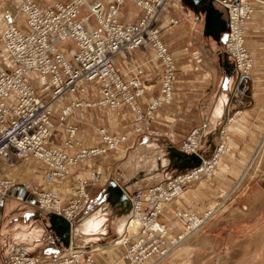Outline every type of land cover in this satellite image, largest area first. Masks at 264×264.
<instances>
[{
	"label": "built area",
	"instance_id": "obj_1",
	"mask_svg": "<svg viewBox=\"0 0 264 264\" xmlns=\"http://www.w3.org/2000/svg\"><path fill=\"white\" fill-rule=\"evenodd\" d=\"M126 1L142 10V15L135 21L121 20L120 11ZM82 2L72 0L45 5L38 0H23L20 11L26 14V19L24 22L13 19L2 32L5 54L13 62V68L0 72V170L36 159L45 164V180L52 184L68 177L77 164L116 149L128 140L126 134H113L101 127L97 131L98 143L85 145L74 118L77 108L128 107L136 116L134 132L152 135L150 119L154 111L174 99L178 67L162 39L160 25L169 0L94 1L85 4L89 6L87 12L83 11ZM221 2L230 16L227 51L235 58L243 74L247 71L244 63L248 66L251 61L248 50L241 48V52L236 53L231 40L235 42L244 30L245 20L252 15V5L249 0ZM240 8H246L247 12L236 20L235 14ZM170 22L178 23V20L171 18ZM139 48L155 51L162 66L161 96L150 102L144 115L138 99L146 92V85L138 75L126 79L117 66V57L130 55ZM33 77L47 89L48 95L32 83ZM91 85L95 89L88 91ZM90 91L99 94L94 102L75 99L64 105L58 116H54L53 103L56 100L68 94ZM143 117L147 120L141 123ZM56 132L61 134L59 144L54 141ZM202 138L203 128L193 129L184 140L185 152L196 154ZM218 149L215 155L220 151ZM203 162L177 175L168 184L152 187L146 193L129 195L131 214L126 221V230L116 242L125 247L124 258L130 264L160 259L170 246L181 240L185 230L190 231L204 219L215 215L210 206L201 215L177 210L175 218L183 221L185 227L176 236L172 235L174 226L159 216L163 217L164 213L161 203H170L177 198L179 191L198 181L205 169ZM90 174L89 178L79 177L66 204L53 188L38 190L0 173V204L10 195L20 202L32 200L39 209L64 217L73 229L92 214L89 210L92 198L87 188L100 181L102 175L97 170ZM136 218L141 220L139 229L134 235H129L128 223ZM91 249L82 247L72 238L68 248L57 257L40 258L25 250H16L6 264H93Z\"/></svg>",
	"mask_w": 264,
	"mask_h": 264
},
{
	"label": "rangeland",
	"instance_id": "obj_2",
	"mask_svg": "<svg viewBox=\"0 0 264 264\" xmlns=\"http://www.w3.org/2000/svg\"><path fill=\"white\" fill-rule=\"evenodd\" d=\"M22 1L23 0H0V15L2 17V20L0 22V72L3 71L2 68H4L5 70H10L13 68V62L5 54L6 51L1 36L5 26L9 22L13 21V19L16 18L19 22H23L21 21L22 14L20 13V9H21L20 6ZM38 1L41 4L52 5L54 2H70L72 0H38ZM217 1H219L222 4L221 2L222 0H217ZM249 2L252 5L251 7L253 12L250 13V15L252 14L251 17L245 20L244 22L246 42L241 46V48L243 49L246 48L248 50L249 57L251 61H253V67L251 68L252 70L250 69L242 74V71L238 69L236 65L235 58L227 51L226 44L230 37L228 31V26H229L228 25L227 28L225 29L227 32L224 34L225 35L224 52L235 64V68L238 74V81L235 88L237 89L238 86L241 87L242 89L241 92L243 93L244 100H240V104H237L236 107H232L230 104L231 111L227 115L226 122H224L223 126L218 130L217 135L213 138L212 141H210L209 139H204V135L206 133L207 128L203 125H197L189 129L188 131H185L184 135L180 138V140H176L174 138L175 131L171 126L170 127L166 126L167 128L165 129H163L161 126L158 127L157 124L158 109L154 111L153 113L154 116L152 119H150V124H151L150 126L153 131V134L146 135L143 133L134 132V126H135L134 122L136 121L135 119L136 116L131 111V109L126 110V112H129L130 116L132 117L131 120L128 122L126 120H123V122H120V124L117 125L111 122V119L106 112L107 109L103 108L101 109L102 110L101 111L97 107H89V108L87 107L88 112L86 111L85 113L86 116L88 117L90 116L89 114H93L94 117H93V121L89 123L91 124V126H88L89 124L84 126H86L87 129L90 128L94 131L96 128L97 130L95 132H92L94 133V135L97 136V131L101 127H104L106 130H108L113 134L123 133L128 135V140L123 144H121L118 148L112 149L107 153L98 155V157L96 156L97 157L96 160L90 159L91 161L90 160L84 161L83 162L84 165L79 166V168L82 169L88 166L97 167L98 165H102V172L99 170L102 175L101 180L98 181L97 183L91 184L87 188L90 195L94 187L98 188L99 185H102L105 182L108 183L110 181H116L120 185V187H122L121 190L124 191L128 195V197L129 195L137 194L139 192L146 193L149 191L150 188L155 187L157 185L168 184L171 180L175 179L177 175L186 173L187 171L198 166V165L192 167L187 166L183 169H179L178 166L172 164L170 160L171 152L174 148L181 151L184 154L191 155L185 152L183 143L184 140L189 136L191 131L195 128H203V138L199 143V146L197 147V153L192 154L200 157L201 162L205 160H211L214 157L217 148L220 147V144L225 145V151L224 153H222L223 158L221 162H218L217 167L213 169L211 177L210 176L201 177L200 180L188 185L189 188H187V190L184 191L182 197L179 199L180 202H183L184 200L189 202L188 198L193 197V195L197 196L193 198L194 199L193 204L185 205L183 203L177 202L178 199L175 198L173 201L169 203L170 205H167L165 210L169 211L167 213L169 217L166 216L164 220H167L168 223H170L168 219H172V218L175 219L177 210H182V211L192 210L196 214L201 215L207 209L208 206L213 208L216 207V205L220 204L221 209H219L216 217L214 215L212 216L213 218L212 217L210 218V220L207 222L208 226L202 227L200 230L194 232L195 234L193 235L191 234L187 239L186 238L183 239L176 248H173L170 251V253L163 259L164 261L161 264H251V263L264 264V152L258 154L260 143L264 138V110H263L264 107L262 109L261 106L259 111V116L256 115L257 119L259 120L258 123L260 127L254 130L255 134L252 137H254L255 140L253 142H249V144L246 142V144L239 143L235 145V142L232 140L229 132V130L234 128L233 124L237 122V119L240 116H237L234 122L233 121L231 122L230 120L233 118V116H235L237 112L242 111L239 110L240 107L239 108L237 107L242 106V104H243V109L251 108L254 106L255 99L252 98V92L256 91L261 93V95H258L259 99L261 101H264V73H262L258 77H257L258 74L254 73V69H256V71L259 70L258 68H256L257 64H255L257 55L254 52V50H252L251 47H249L250 45L247 43V37H246L247 34L246 31H248V28L250 27L249 23L252 22L253 19H255L257 23L260 22V25H263L264 27V13L260 17L257 16V11H259V9H264L263 8L264 4L259 2L258 0H249ZM171 3L172 0L170 1V5ZM170 5L168 6L166 13L168 12ZM83 8H84L83 11L87 12L85 10L86 7L84 6ZM123 10L125 11L126 15L124 17H122L121 15L122 21H126V20L135 21V19H137L140 15H142L141 14L142 10H139V12L136 14L129 5L125 6ZM225 10L229 22L230 16L227 8ZM131 12H133V15L130 17ZM166 13L164 14V16L166 15ZM255 16H257L256 18L258 19H256ZM160 25H161V29L163 30L162 23H160ZM260 32H261L260 36L264 38V28ZM163 41L166 44L168 43L166 39H163ZM235 42L234 41L231 42L232 43L231 45H233ZM168 45L170 46L169 43ZM169 49L173 54L174 51L171 46L169 47ZM140 51L141 53H143V55L148 54V56L150 57L151 62H149L150 63L149 66L153 64V59L160 61L155 51L149 49L148 50L140 49ZM261 53L262 52H260L259 54ZM174 58L175 60L177 59L175 53H174ZM2 62L6 63L8 67L6 66L2 67L1 64ZM176 63H178L177 60ZM246 64L247 63L245 62L244 66ZM147 70L148 71L145 76L146 78H144L141 74L138 75V73L137 74L133 72L125 73L121 70L122 73L125 75L126 79H131L133 76L138 75L143 81V83L146 85V92L143 94V96H141L138 99V103L140 104L139 107L143 115L144 112L145 113L147 112L150 102L156 100L158 97L161 96L160 82H161L162 66L161 69L159 70L157 68H155L154 70L149 67L147 68ZM242 76H248V79L244 80L241 84L240 80ZM253 77H255V79L256 77L260 79L262 78V80L259 81L258 79H256L257 82L254 83ZM32 83L36 87H38L42 93H45L44 95L49 94V92H47V89L42 85H40L38 79H36L35 81V77L32 78ZM91 89L94 88H89L88 91ZM69 95L70 94L58 100V101H63L62 105L59 106L56 105L58 102L57 100L54 102V109H53L54 116H58L61 113V110L64 107V105L72 102L75 99L83 98L87 101L94 102L99 96V94L96 91H92V92L90 91L89 93L86 94L83 93L71 94L70 96L75 97L73 99H69L68 97ZM256 99H258V97ZM141 101L143 102V104ZM119 110H123V109H119ZM242 117L244 118V116ZM57 120L59 121V119ZM146 120L147 118H145L144 120L143 117L141 123L146 122ZM235 129L241 132L247 131L245 130L246 126L243 125L237 128L235 127ZM55 134L57 136L54 135V141L57 144H59V140H61V134H59V132H56ZM144 135L153 136V137L146 138L144 137ZM55 137H57L59 140L57 138L55 139ZM98 140L99 139H96L94 136V138L90 140V142L86 141V143L94 145L98 143ZM243 145L246 147L250 146V153L242 151L241 153L242 157H240L238 155V149ZM137 151H139L138 155L136 153ZM132 155L141 158L142 160H144V157L145 158L148 157V163L152 162L153 164L155 163L156 156H161L162 158L166 159V163H162L163 166L161 168L160 177H157V179H151L150 181L144 180L142 184H140L139 186L134 185L139 179L143 178L144 172L138 170L136 171L133 170V172L127 171L128 168H126L125 166L128 160L132 157ZM25 162L27 161H22L21 164ZM27 164H30L27 167H29V169L32 170V172H34L36 176L35 175L33 176V174L32 176H27V174L25 173L24 174L25 177H23L24 179L21 180L22 176L16 173L19 172L18 170L13 172V174L9 172V175L12 178L16 179L18 182L30 183L29 185L31 187L35 186L37 187L38 190L43 191L44 189L54 188L55 184L53 183L49 184L45 180L46 169L45 166L41 167L40 165L41 162L39 164L38 161H28ZM23 172H24V168H23ZM245 172H246L245 177L242 179L240 183H238L241 177L245 174ZM3 175L9 177L8 174H3ZM153 175L154 173L150 174V176ZM89 177H90L89 174L85 175V178H89ZM31 178H33L32 181ZM123 185L125 187L130 186L128 188L129 190L126 189ZM74 188L75 186L72 189ZM130 189L132 190L130 191ZM70 193L72 194V192ZM10 198L13 199V197H8L7 199L11 201ZM63 199L65 198L63 197ZM69 199L70 198L68 197V199L65 200L66 204H68ZM31 202L33 201L31 200ZM159 216L161 217V220H163V217L161 215ZM207 223L205 225H207ZM184 224L185 223L182 221L181 226L175 225L172 231V235L176 236L180 234L185 227ZM125 230H126V226L124 228V231ZM72 231L73 230L71 229V233ZM75 235H74V240L76 241V243L82 245L80 244L79 239L75 238ZM113 237L114 236H112V239ZM82 239H83L82 241L84 240L88 241V239L85 238ZM112 239H108V242L112 241L114 243L117 240L115 239L113 241ZM99 243L101 244L102 242ZM82 246L87 249H90L96 247L97 245L91 247V243H90ZM118 247L120 253H118L119 255L114 254V258L113 256L107 255L105 253H100L101 251H99L96 247V249L99 252L96 251L95 253L96 254L99 253V254L93 255L94 257L93 264H96L98 262H102L101 264H117L118 262H119L118 264H129L125 259L122 258L120 259L119 257L120 254L121 257L123 255L124 251L121 252V248H123L124 246L119 245ZM11 255L12 254H10L6 259H2V260L0 259L1 261L0 264H6V262L8 261ZM119 259L120 261H118ZM115 260L117 262H115Z\"/></svg>",
	"mask_w": 264,
	"mask_h": 264
},
{
	"label": "crops",
	"instance_id": "obj_3",
	"mask_svg": "<svg viewBox=\"0 0 264 264\" xmlns=\"http://www.w3.org/2000/svg\"><path fill=\"white\" fill-rule=\"evenodd\" d=\"M209 2L210 0H203L197 10L196 0H172L169 10L161 22L163 25L162 37L168 41L174 51L173 55L175 53L177 57L178 73L174 99L170 104L158 108L157 124L158 127L161 126L163 129L167 128L166 126H171L175 131L174 138L176 140H180L185 131L197 125H203L207 128L204 139L212 141L217 135L218 130L226 122L227 115L231 111L230 104L232 97L236 91L238 74L234 62L224 52L225 35L215 34L214 27H209L206 20ZM127 5L131 6L136 14L140 10V8L130 2H127L123 9ZM123 9L122 17L126 15ZM212 11L222 14L225 12V8L217 1H214ZM263 13L264 9H259L257 16L260 17ZM132 15L133 12L130 13V17ZM171 18L177 19L178 23H171ZM1 20L2 17L0 15V22ZM249 25L250 27L246 31L247 43L257 55L255 64H257L256 68L259 70L256 71L254 69V73L258 74V77L264 73V38L260 36V31L264 27L260 25V22L257 23L255 19ZM260 52L262 53L259 54ZM149 62H151V59L148 54L143 55L140 49H135L129 57H117V66L120 70L125 73H138V75L141 74L144 78H146L148 67L154 70L155 68L161 69L160 61L153 59L151 66H149ZM253 79L254 83H256L255 77ZM258 80H262V78H258ZM258 95H261V93L252 92V98L255 99L253 107L243 109V104L237 107H240L239 110H242L240 112L244 114V118L240 116L237 122L233 124L234 128L229 130L235 145L239 143L246 144V142L249 144V142L255 140L252 137L255 134L254 130L260 127L256 115L259 116L261 106L262 109L264 107V101H261ZM68 97L69 99L75 98L70 95ZM257 97L258 99H256ZM62 104L63 101L57 103L58 106ZM88 108L85 106L77 108L74 117L77 119L80 127V136L84 140L85 145H91L86 143V141L90 142L94 136L98 139L92 133L97 130L96 128L94 131L84 126L92 122L94 117L93 114H89L90 116L88 117L86 116L85 113ZM98 109L101 110L103 108ZM105 109H107L106 112L114 124L118 125L123 120L128 122L132 118L129 112H126V110H130L128 107L123 108V110L109 107ZM241 125L246 126V132L235 129V127L237 128ZM88 126H91V124ZM144 137L152 138L153 136L144 135ZM242 151L250 153V146L246 147L243 145L238 149L240 157H242ZM136 153L138 155L139 151ZM97 157L92 159L96 160ZM155 159L154 164L156 169L152 168V162L148 163V157H144V160H142L132 155L125 166L128 168L127 171H136L135 165L140 164L143 166L141 171L144 172L143 178L139 179L134 185L139 186L144 180L150 181L151 179L160 177L162 163H166V159L161 156H156ZM170 160L179 169H183L188 165L184 153L175 148L171 152ZM27 162L15 167H9L10 170L7 173L13 174V172L18 170L19 172L16 173L21 175L20 172H23L24 168L23 175L26 173L27 176H32V174L34 176L35 173L27 167L30 165ZM82 165H84L83 162L77 164L67 178L58 179L53 183L55 184V189H53L62 195L65 198L64 200L70 197V192L79 177L88 175L94 170L102 172V165H98L97 167L88 166L80 169L79 166ZM152 173L154 175L150 176ZM23 177L21 180L24 179ZM111 182H105L99 185L98 188H92L90 210L94 218L91 221L99 222L98 228L93 231L79 233L77 231L78 227H76V229H73V233H71V227L64 217L43 211L31 201L20 202L15 199H11V201L7 199L2 202L0 204V259H6L16 250H25L40 258L57 257L65 251L70 239L74 238L75 234V238L79 239L82 245L90 243L91 247L97 245L96 247H99L100 253L113 256V258L114 254L119 255V245H115L112 241L108 242V239H112V236H114L112 239L114 241L123 233L131 206L129 205V200L124 197L125 195L120 185L113 186ZM129 187L126 186L125 188L128 189ZM195 197L197 196L193 195V197L188 198L189 202L185 200L180 202L179 199L177 202L185 205L193 204V198ZM168 212L164 210L163 219L166 216L169 217L167 215ZM168 220L180 226L179 222H175V219ZM206 226H208V223ZM82 238L88 239V241H82ZM99 242L102 243L100 244ZM122 251H124V247L121 248ZM119 257L121 259V254ZM115 262L117 261L115 260ZM101 263L98 262L96 264Z\"/></svg>",
	"mask_w": 264,
	"mask_h": 264
},
{
	"label": "bare ground",
	"instance_id": "obj_4",
	"mask_svg": "<svg viewBox=\"0 0 264 264\" xmlns=\"http://www.w3.org/2000/svg\"><path fill=\"white\" fill-rule=\"evenodd\" d=\"M94 1H100V2H102V3H107L106 1L107 0H93V1H91V0H83V5L86 7V8H88L85 4L86 3H88V4H91L92 2H94ZM170 1L171 0H169V2H168V6L170 5ZM244 1H246V0H244ZM259 2H261V3H263L264 4V0H258ZM126 2H130V1H126ZM126 2L124 3V5L126 4ZM130 3H132V2H130ZM41 4V3H40ZM132 4H134V3H132ZM136 5V4H135ZM168 8V7H167ZM86 11H87V9H85ZM246 12H247V9L246 8H240V11L238 12V13H236L235 14V18H236V20L238 19V17L242 14V15H245L246 14ZM251 12H253V11H251ZM20 13L22 14V20L21 21H23L24 22V19H26V14L25 13H23L22 11H20ZM87 14H85V16H86ZM122 15V9H121V11H120V16ZM24 17V18H23ZM17 20V19H16ZM18 21V20H17ZM19 22V21H18ZM236 28V27H235ZM237 39H236V42L232 45L233 47L232 48H235V51L237 52H241L240 51V49H241V46L243 45V44H245V29L243 30V31H241L240 32V36L239 37H236ZM231 42H232V40H231ZM146 50V49H145ZM133 52V51H132ZM247 54H248V52H247ZM127 56H129V55H125L124 57H127ZM3 59H4V57H3ZM252 62V63H251ZM250 63V64H249ZM249 63H248V66H247V64L244 66L245 67V69L248 71V70H250L252 67H253V61H249ZM2 64V67H4V66H6V67H8L7 65H6V63H4V62H2L1 63ZM3 70H5L4 68H2ZM252 70V69H251ZM258 79V78H257ZM260 81V80H259ZM89 88H94L95 89V86L94 85H91L90 87H88V89ZM59 100V99H58ZM57 100V101H58ZM154 101H156V100H154ZM59 102V101H58ZM57 102V103H58ZM57 105V104H56ZM53 107H54V103H53ZM237 116H244V114L242 113V112H237L236 114H235V116H233V118L230 120L231 122L233 121H235V118H237ZM219 149H220V151L218 152V154H216L211 160H205L204 162H203V164H202V166H204V172H202L201 173V175L199 176V178H198V180H200L201 179V177H207V176H210L211 177V174H212V172H213V169L215 168V167H217V165H218V162H221V160H222V153H224V151H225V145L224 144H220V147H219ZM262 152H264V138H263V140H262V142L260 143V148H259V150H258V154L259 153H262ZM200 160H201V158H200ZM25 161H37L36 159H28V160H25ZM38 163L40 164V161H38ZM201 163V162H200ZM199 163V164H200ZM19 164H21V162L19 163ZM19 164H17V165H19ZM41 165V167H44L45 166V164L44 163H41L40 164ZM14 167L16 166V165H13ZM9 167H12V166H5V167H3V169H1L0 170V172H1V174L3 175V174H8L7 173V171L8 170H10V168ZM143 166L142 165H135V169H137V170H139V171H141V168H142ZM155 168V164H153L152 165V168ZM7 169V170H6ZM45 169H46V166H45ZM151 171V170H150ZM20 174L22 175V176H24L23 175V172H20ZM45 174H46V171H45ZM9 175V174H8ZM43 175H44V172H43ZM91 174H89V176H90ZM245 175H246V172H245V174L241 177V179L239 180V182L238 183H240L241 181H242V179L245 177ZM9 177L11 178V179H13L14 181H16V182H18L16 179H14V178H12L10 175H9ZM25 177V176H24ZM82 177H85V176H82ZM67 178V177H66ZM116 182V181H115ZM196 182V181H195ZM18 183H22V182H18ZM24 184H30V183H25L24 182ZM116 185H118L119 186V184L116 182ZM238 186V185H237ZM236 186V187H237ZM75 187H76V183H75ZM122 188V187H121ZM185 190H187V189H182V191L180 192L179 191V194H178V196H177V199H180L181 197H182V195H183V193H184V191ZM71 192H72V194H73V192H74V189H72L71 190ZM57 193V192H56ZM58 194V193H57ZM71 194V193H70ZM59 196H60V194H58ZM8 197H13V199H15L16 201H19L18 199H16L15 197H14V195H10V196H8ZM7 197V198H8ZM7 198L4 200V201H6L7 200ZM60 198L62 199V200H64L63 199V197H62V195L60 196ZM11 199V198H10ZM130 199V198H129ZM176 199V200H177ZM3 201V202H4ZM169 204V203H168ZM166 207H167V203H161V208L163 209V210H165L166 209ZM212 208V207H211ZM213 209H214V211H215V217H216V215H217V213H218V211H219V209H221L220 208V205H216V207H213ZM187 211H192V210H187ZM94 218V216H90L88 219H85V220H83V222L82 223H79L76 227H78L77 228V231L80 233V232H87V231H93V230H96L97 228H98V226H99V222H94V221H91L92 219ZM210 218L211 217H209V218H207V219H204L200 224H197L195 227H193L190 231H184L183 232V237L181 238V240L180 241H177V242H175V245H172V246H170V248H169V251L167 252V254L166 255H164L163 257H160V259H153V258H151V259H149V260H147V261H145L144 262V264L145 263H148V264H161L164 260V258L170 253V251L173 249V248H176L179 244H180V242L183 240V239H187L191 234L193 235V234H195L194 232H196L197 230H200L202 227H204L205 226V224L210 220ZM213 218V217H212ZM175 222H179V224H180V226H181V224H182V221H179V219L178 218H175ZM140 224H141V220L140 219H137L136 218V220H133L132 222H130L129 221V223H128V232H129V235H134L137 231H138V226H140ZM169 224H171V225H173V226H175V223H172V222H170ZM123 226V225H122ZM126 226V228H127V224L125 225ZM76 227H74V229H76ZM119 228V227H118ZM122 229V228H121ZM73 230V229H72ZM75 232H76V230H75ZM72 233H73V231H72ZM114 244L115 245H120V242L118 241V242H114ZM83 247V246H82ZM97 249L99 250V247H97ZM96 249V247H93V249H91V254H93L94 255V253L96 252V251H98ZM125 250V249H124ZM125 257V251L123 252V255H122V259H125L129 264H130V261L129 260H127L126 258H124ZM252 264V263H251Z\"/></svg>",
	"mask_w": 264,
	"mask_h": 264
},
{
	"label": "water",
	"instance_id": "obj_5",
	"mask_svg": "<svg viewBox=\"0 0 264 264\" xmlns=\"http://www.w3.org/2000/svg\"><path fill=\"white\" fill-rule=\"evenodd\" d=\"M203 0H196V9H199V5ZM217 0H210L208 6H207V22L209 27H214L215 34H225L227 31L225 30L228 26V19H227V13L226 10L224 13H216L215 11H212L213 3ZM220 3L219 1H217ZM221 4V3H220ZM222 5V4H221ZM223 6V5H222ZM224 7V6H223ZM225 8V7H224ZM226 9V8H225ZM248 76H242L241 77V84L244 80H247ZM242 89L240 86L237 87L231 101V106L236 107L237 104H240V100H244L243 93L241 92ZM185 160L188 162V167H192L195 165H198L201 160L200 157L197 155H188L184 154ZM111 185L117 186L115 181L111 182ZM124 197L129 200V205L131 206V201L128 197V195L123 191Z\"/></svg>",
	"mask_w": 264,
	"mask_h": 264
}]
</instances>
